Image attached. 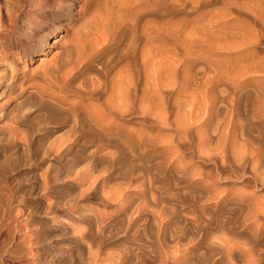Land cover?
<instances>
[{"label":"rangeland","instance_id":"1","mask_svg":"<svg viewBox=\"0 0 264 264\" xmlns=\"http://www.w3.org/2000/svg\"><path fill=\"white\" fill-rule=\"evenodd\" d=\"M18 1L12 54L28 21L63 20L42 51L15 64L26 91H53L35 71L70 58L54 57L63 42L88 50L116 25L109 52L123 56L133 38L128 57L135 81H146L147 110L134 111L130 142L59 154L66 122L42 121L50 111L30 106L26 91L0 96V129L20 141L0 143V264H112L117 252L129 264H172L175 254L177 264H264V0ZM90 147L91 157L76 155ZM93 232L89 242L104 238L98 258V242H85Z\"/></svg>","mask_w":264,"mask_h":264},{"label":"bare ground","instance_id":"2","mask_svg":"<svg viewBox=\"0 0 264 264\" xmlns=\"http://www.w3.org/2000/svg\"><path fill=\"white\" fill-rule=\"evenodd\" d=\"M22 7L23 6L19 3L18 0H0V96L4 95V94H7V93H8L7 95H9V93H12V92H16V96H17L18 94H21L24 91H26L25 90L26 85L24 86V80H23V78H22L23 81L20 80L21 78H20V75L17 74V71H16L17 68H15L17 66H15V64L18 63V59L19 58L23 57L24 58L23 60H25L26 58L30 59V58H32V56H34V53H36L37 51H39V52L42 51V48L44 47L45 43H47L45 41H47L46 38H47L48 34L49 33H53L56 30L60 31V27H61V24H62L61 21H63V20H57L54 23L45 24V25H39L37 22H34V21H31V22L28 21V25L25 28L27 37L26 38H22V37L21 38H16L14 40L15 44L17 45L18 50H17V54L16 53L12 54V53L9 52V48L6 45V41H8L11 38V34L13 32H15L14 30L18 26V25L16 26V24H17V20L20 18L21 14L23 12V8ZM44 30H46V31L44 32ZM116 32H117L116 25L112 26L109 30L107 29V32L104 34L105 35L104 36V40L102 42H100L98 45L90 47L88 50L84 47V49H81L80 51H78L77 50L78 49L77 46H75L74 44L73 45H71V44L68 45L69 43H67V41H65V42L67 43L68 46L67 45L65 46L64 45L65 42L62 43V41H63L62 40L61 43L63 45L60 47L61 48L60 51H58L59 54L57 52L54 55V57L57 56V55L61 56V55L64 54V55H68V57H70V58L64 59L61 62L59 60V63H58V60H57V62H53L52 64L49 63L50 66L49 65L41 66L42 65V58H40V57L36 58V59L41 60L40 65L38 64V66H41V68L38 67L40 69L38 71H35V73L39 74L40 78L42 80H44L49 85V87L51 86L50 89L53 88V91H49L48 92V90H47V93H46V91L40 90L39 87L35 88L34 85H33L32 86L33 89L35 88L37 91H32L31 90L32 88L29 89V90L27 89L28 91H26L27 92L26 95L29 93L28 94L29 95L28 96V98H29L28 100L32 101V102L30 101L31 103L29 101H27V102L30 103V106L37 107L36 110H38V108H43V109H46V111L47 110L50 111L49 113H47L48 114L47 117H46L47 114L45 116H43V117H46V118H44L42 121L56 120V119H54L56 117V118H59L58 119L59 122L60 121L63 122V123L66 122L65 123L66 126H63V125H61L62 123H59L58 121H56V123H59L61 126L66 127L65 138L64 137H63L64 139L61 138L62 142H63V143H61L62 147L61 148L59 147V149L55 148L56 149L55 152H57L59 154H63L65 152H67L68 148L70 147V145H73L74 143L75 144L76 143L77 144H79V143H87L90 146L91 145L92 146L93 145H97L96 147H98V144H100V145H102V144L107 145L108 144L109 145V143H111V145H112V142H114V141H118V142H122V143L126 144L127 142L131 141L132 132L130 131L129 125H130V123L132 121V117H133L134 111L138 110L136 108H139V111H141L140 113L144 114L146 112V110H147V109L146 110L144 109L145 108V104L147 102V85H146V81H145V79H143L142 82L139 81V83H138L137 82L138 78L135 81V77H134V74H133L134 70L131 67L130 60H129V57H128L130 55L129 52L132 49V43H133L132 39L133 38H131V41L129 39L130 42H128L127 49H126L125 54L123 56L122 55L118 56L117 53H110L109 52V47L113 44V42H115L114 40H116ZM39 33H41V34H39ZM119 33H121V31ZM64 36H66V35H64V34L61 35L60 34L59 35V39L64 38ZM33 37H37L38 40H36L37 45L36 44L34 45L35 46L34 51H31L30 46L33 43ZM59 39L54 40L52 44H54L56 42H59L58 41ZM74 43H75V41H74ZM73 49L76 50V51H75L74 56L71 57L69 55H70V53H72ZM18 53H20V55H18ZM57 58H60V57H57ZM61 58H63V57L61 56ZM64 58H66V56ZM143 58H144V56H143ZM144 59H142V60H144ZM141 63H143V61ZM143 70H144V67H143ZM22 74H24V72ZM46 83H44V84H46ZM28 86L30 88V84ZM42 88H44V87H42ZM26 95L23 96L22 101H23V99H24V101H26V99H25V97L27 98ZM5 97H6V95H5ZM8 101H6V102H8ZM18 101H19V99H18ZM1 102H2V99H1ZM24 104H25V102L23 103V105ZM16 106H17V103H15L14 107H16ZM6 107H9V106H6ZM11 108H12V105H11ZM21 109H22V107H21ZM21 109H19V110H21ZM33 109L35 110V108H33ZM6 110H7V108H6ZM16 110H18V108ZM15 114L17 115V113H15ZM60 115H62V116H60ZM17 116H14V117H17ZM30 116H29V120H30ZM145 116H146V113H145ZM0 117L2 119H3V117L5 118V112L1 109V107H0ZM29 120H28V122H29ZM16 121H17V119H16ZM39 121H40V119H39ZM20 122H22V120ZM19 124H21V123H19ZM24 124L25 123L23 122V125ZM23 125H21V126H23ZM28 125L29 124H27V126ZM33 128L29 127L30 131L31 130L34 131ZM29 129L27 128V131H29ZM46 129H47V131L50 130V129L48 130V128H46ZM30 131H29V133H30ZM25 137H26L25 139L27 140V136L26 135H25ZM31 137H32V134H31ZM31 137H29V135H28V138H30V139H32L34 136L32 138ZM14 142H17V143L20 142V141H18V138H17L15 130H13L12 128H8V132H4L3 130L0 129V143L1 144L7 145V147L10 148L9 146H12V144L11 145H8V144L14 143ZM51 143H53V142H51ZM79 145H78V147H79ZM15 146H16V144L13 147H15ZM20 146L18 145V147H20ZM85 146L86 145H84V147ZM13 147H11V148H13ZM16 147L13 148V149H15L14 150L15 153H16ZM102 147H103V145H102ZM85 148H87V147H85ZM92 148L90 147V149H92ZM104 148H105V146H104ZM18 150H20V149H18ZM94 150H95V148H94ZM28 152H29V149H28ZM92 153H94L93 149L92 150H80L79 149V152L76 155H78L80 157L83 156L84 159H86L87 156H88V158H89V156L91 157ZM28 154H30V153H28ZM72 154H73V151H72ZM52 155L54 157V154H51V155L49 154V157L52 156ZM69 155H71V154H69ZM74 155H75V153H74ZM102 155H104V153ZM106 155L109 156L110 158L113 157V156L111 157V155H113V153L111 155H109V154H106ZM78 156H76V157L78 158ZM71 157L72 156H70V159H71ZM66 158H67V160L69 159L68 157H66ZM66 158H64V159H66ZM62 159H63V157H62ZM110 162H111V159H110ZM114 162H115V160H114ZM116 164H117V161H116ZM116 164H115V166H116ZM113 165H112V167H113ZM124 173H122V174H124ZM110 174H111V172H110ZM122 179H124V177ZM57 200H58V202H60L59 199H57ZM54 203L56 204L57 202L54 201L53 204ZM117 204H118V202H117ZM51 206H52V204H51ZM53 207H54V205H53ZM60 207H62V206H60ZM52 209H56V208H52ZM45 210H47V209H45ZM0 211H2V210H0ZM81 213H83V212L81 211ZM3 214H4V212H3ZM6 214H8V213H6ZM77 214H79V213H77ZM9 215H8V218H9ZM27 215H28V213H27ZM130 215H131V213L129 214V217H130ZM80 216H82V215H80ZM80 216H79V218H80ZM106 216H108V215H106ZM6 217L7 216H5V218ZM75 217H76V215H75ZM91 217H92V215H91ZM94 217H95V215H94ZM89 219H90V217H89ZM108 219L110 220V218H108ZM107 220L104 219V221L106 223V224L104 223L105 225H107V224H109L111 222V221H109V223H108V222H106ZM90 221H91V219H90ZM4 222H6V219L4 220ZM4 222H3V224H4ZM9 222H12V221H9ZM94 222H97V221H94ZM9 225H11V223H9ZM91 225L89 227H91ZM96 225L98 226V224H96ZM96 225H94L93 227H95ZM105 225H103V226H105ZM6 227H8V226H6ZM11 228H9V229H11ZM134 229H135V227H134ZM4 230H3V232H0V234L2 233V235H4L3 234ZM10 231L11 230H9V232ZM88 231H89V229H88ZM93 231H94V229H93ZM98 231H99V229L96 232H98ZM100 231H103V230L100 229ZM100 231H99V233H100ZM96 232H95V234H94V232H93V234H91L92 233L91 232L88 235V240L86 238L85 242H87V241L89 242V240L92 239L91 237L89 239V236L96 235ZM102 233L103 232H101V234ZM97 235H98V233H97ZM8 236H9V238H12L13 236L15 237L14 233H13L12 237H10V234ZM95 237H99V236H94V238ZM101 238H103V237L101 236ZM101 238H97L98 239L97 241H95L93 239L94 241L93 240L90 241L89 244H91V242H94V243L98 242ZM9 242H10V240H9ZM11 242H13V239H12ZM99 242L97 244L95 243L96 247H97V250H98V247H99L98 246ZM101 242H104V244H105L106 241L105 240L104 241L101 240ZM83 244H84V242H83ZM77 245H79V240L77 242ZM80 245H81V251H82V248L86 249L85 248L86 247L85 244H84L85 246H83L82 243L80 242ZM80 245H79V247H80ZM102 245H100V246H102ZM91 246H93V245L91 244ZM99 248H101V247H99ZM88 250H89V248H88ZM79 251H80V249H79ZM81 251H80V253L84 254V252L86 250H83V252H81ZM117 253H119V254H117ZM117 253L113 254V256H111V258L114 257L115 255L119 256L121 252H117ZM124 253H126V252H124ZM78 254H79V252H78ZM109 255H108V257H109ZM121 255H122V253H121ZM141 255H139V256L141 257ZM79 256L80 255H78V259H79ZM98 256H99V250H98L97 258H98ZM100 256H102V255H100ZM103 257L106 258V254H105V256H102V258ZM115 257H114V259H112L113 263L115 262L114 264H116V263L117 264H123L126 261H129V259H130L129 258V254H128V258L129 259L128 260L126 259L125 261H121L122 257L121 258L119 257L120 260L116 257L118 259V262H117L116 261L117 259H115ZM84 258L85 257L83 255L82 259H84ZM88 259H90V258H88ZM141 259H142V257H141ZM171 259H172V264H177V256H176V254L173 255V258H170L169 260H171ZM255 259L259 260V261H257V263L261 261L259 258H254L253 260H255ZM97 260H95V261L97 262ZM108 260H111V259L108 258ZM101 261L103 262V260H101ZM112 261L110 263H112ZM141 261H143V259ZM255 261H252V263L253 262L256 263ZM102 262H99V264L102 263ZM82 263H84L83 260H82ZM129 263L130 262H128L127 264H129ZM54 264H61L60 258H57L56 262ZM87 264H90V262L87 263ZM107 264H109V263L107 262ZM135 264H136V262H135Z\"/></svg>","mask_w":264,"mask_h":264}]
</instances>
